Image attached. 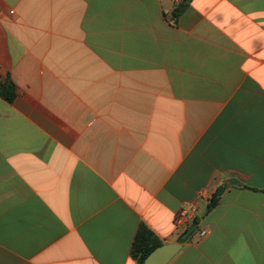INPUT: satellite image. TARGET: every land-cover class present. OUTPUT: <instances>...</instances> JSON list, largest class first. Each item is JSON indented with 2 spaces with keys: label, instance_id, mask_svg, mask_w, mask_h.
<instances>
[{
  "label": "crops",
  "instance_id": "0c3cea01",
  "mask_svg": "<svg viewBox=\"0 0 264 264\" xmlns=\"http://www.w3.org/2000/svg\"><path fill=\"white\" fill-rule=\"evenodd\" d=\"M7 78L0 264H264V0H0Z\"/></svg>",
  "mask_w": 264,
  "mask_h": 264
},
{
  "label": "trees",
  "instance_id": "16d2710c",
  "mask_svg": "<svg viewBox=\"0 0 264 264\" xmlns=\"http://www.w3.org/2000/svg\"><path fill=\"white\" fill-rule=\"evenodd\" d=\"M0 94L4 99H6L9 102H12L15 99L16 94H17L16 85L11 78H7L2 83ZM218 199H219V196L217 194H214L213 198L211 199V201L209 202L207 206V212L211 210L217 204ZM193 234L191 235V237L193 236ZM161 245H163V242L145 224H141L136 234V237H135V242H134L132 253H133L134 258L137 259L139 264H144L147 256L154 249H156L157 247Z\"/></svg>",
  "mask_w": 264,
  "mask_h": 264
},
{
  "label": "water",
  "instance_id": "95a60500",
  "mask_svg": "<svg viewBox=\"0 0 264 264\" xmlns=\"http://www.w3.org/2000/svg\"><path fill=\"white\" fill-rule=\"evenodd\" d=\"M223 187L219 188L218 195L222 194ZM198 229L197 223H193L175 242L163 244L154 249L145 259L144 264H169L174 256L182 249L183 244Z\"/></svg>",
  "mask_w": 264,
  "mask_h": 264
},
{
  "label": "built area",
  "instance_id": "2783aa9c",
  "mask_svg": "<svg viewBox=\"0 0 264 264\" xmlns=\"http://www.w3.org/2000/svg\"><path fill=\"white\" fill-rule=\"evenodd\" d=\"M197 212H198L197 204H191L181 208L175 216L174 219L175 226L177 228H181L182 231H185L195 221ZM201 234L205 235L206 232L204 231Z\"/></svg>",
  "mask_w": 264,
  "mask_h": 264
}]
</instances>
